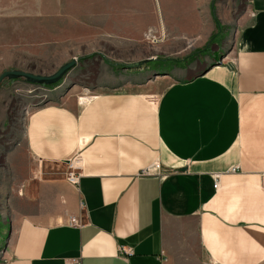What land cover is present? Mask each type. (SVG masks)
<instances>
[{
    "label": "crops",
    "instance_id": "obj_1",
    "mask_svg": "<svg viewBox=\"0 0 264 264\" xmlns=\"http://www.w3.org/2000/svg\"><path fill=\"white\" fill-rule=\"evenodd\" d=\"M210 70L158 103L146 84L35 111L27 147L58 211L18 223L0 264H264V0Z\"/></svg>",
    "mask_w": 264,
    "mask_h": 264
},
{
    "label": "rangeland",
    "instance_id": "obj_2",
    "mask_svg": "<svg viewBox=\"0 0 264 264\" xmlns=\"http://www.w3.org/2000/svg\"><path fill=\"white\" fill-rule=\"evenodd\" d=\"M248 9L249 0H0V77H51L75 63L54 84L0 86V262L18 223L58 211L27 147L34 112L146 84L158 103L165 82L225 63Z\"/></svg>",
    "mask_w": 264,
    "mask_h": 264
},
{
    "label": "water",
    "instance_id": "obj_3",
    "mask_svg": "<svg viewBox=\"0 0 264 264\" xmlns=\"http://www.w3.org/2000/svg\"><path fill=\"white\" fill-rule=\"evenodd\" d=\"M74 65H75V63H70V64L63 66L55 75H53L51 77H37V76H33L31 74H26L23 72H16V71L5 72L0 77V86L5 79H9V78H14V79L25 78L29 82H32V83L54 84V83L58 82Z\"/></svg>",
    "mask_w": 264,
    "mask_h": 264
},
{
    "label": "built area",
    "instance_id": "obj_4",
    "mask_svg": "<svg viewBox=\"0 0 264 264\" xmlns=\"http://www.w3.org/2000/svg\"><path fill=\"white\" fill-rule=\"evenodd\" d=\"M81 165H82V160L79 158V156L75 157L74 159L70 160L67 162L68 166V171L66 174V180L67 182L72 185V186H78L80 183L81 179ZM215 188H219V183L217 181ZM70 225L74 227H83L82 222L76 220L73 218L70 222ZM123 251V249H121Z\"/></svg>",
    "mask_w": 264,
    "mask_h": 264
},
{
    "label": "bare ground",
    "instance_id": "obj_5",
    "mask_svg": "<svg viewBox=\"0 0 264 264\" xmlns=\"http://www.w3.org/2000/svg\"><path fill=\"white\" fill-rule=\"evenodd\" d=\"M86 100V99H85ZM83 103V102H82Z\"/></svg>",
    "mask_w": 264,
    "mask_h": 264
}]
</instances>
